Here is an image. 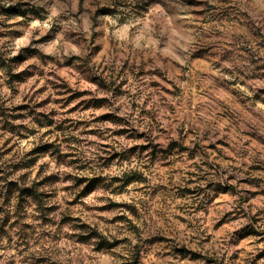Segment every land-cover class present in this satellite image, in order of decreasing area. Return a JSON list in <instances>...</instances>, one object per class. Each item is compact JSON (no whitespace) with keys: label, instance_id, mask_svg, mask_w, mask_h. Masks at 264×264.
Listing matches in <instances>:
<instances>
[{"label":"clouds","instance_id":"1","mask_svg":"<svg viewBox=\"0 0 264 264\" xmlns=\"http://www.w3.org/2000/svg\"><path fill=\"white\" fill-rule=\"evenodd\" d=\"M0 264H264V0H0Z\"/></svg>","mask_w":264,"mask_h":264}]
</instances>
